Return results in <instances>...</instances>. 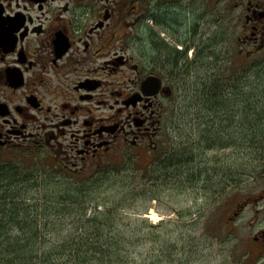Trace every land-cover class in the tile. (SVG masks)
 Wrapping results in <instances>:
<instances>
[{"label": "flooded vegetation", "instance_id": "af4514ba", "mask_svg": "<svg viewBox=\"0 0 264 264\" xmlns=\"http://www.w3.org/2000/svg\"><path fill=\"white\" fill-rule=\"evenodd\" d=\"M168 5L0 0V152L29 149L36 166L77 183L75 190L113 167V156L135 160L128 149L140 158L160 155L179 61L197 50L193 37L175 42L173 60L164 57L167 42L156 30L167 27L168 11L159 7ZM235 8L230 48L262 55L264 0H240ZM196 20L215 23L209 13ZM255 241L263 252L264 231Z\"/></svg>", "mask_w": 264, "mask_h": 264}, {"label": "rangeland", "instance_id": "374dc122", "mask_svg": "<svg viewBox=\"0 0 264 264\" xmlns=\"http://www.w3.org/2000/svg\"><path fill=\"white\" fill-rule=\"evenodd\" d=\"M156 1L171 4L165 9L159 7L168 11L166 29L156 30L167 42L163 41L167 44L164 57L173 60L177 41L194 37L197 48L189 61H179L181 81L168 111L163 159L175 153L184 157L185 147L191 148L186 140L195 132L196 112L184 109L183 99L201 90L205 81L223 79V88L227 89V110L218 118V124L225 121L224 133L221 126L213 131L222 140L205 156L196 151L187 157L194 160L196 156L193 164L179 165L177 171L169 170L162 177L154 167L158 156L140 158L137 151L128 149L135 160L113 156L115 165L101 176L90 177L80 190L74 189L77 183L61 181L36 166L29 149L0 152V164L17 168L30 178L21 193L24 198L46 203L54 200L55 194L70 192L69 202L77 201L76 208L88 210L83 219L77 214L66 216L61 232L50 229L44 234L45 253L57 251L49 248L58 242L69 244L67 240L71 239L78 249L77 242L90 235L91 244L104 251L98 258L111 254L119 257L118 264H264V251L257 252L260 248L255 241L264 231V119L259 122L260 128L254 129L259 136L254 140L245 130L248 112L241 97L249 93L257 103L255 111L264 116V53L247 58L238 55L235 43L230 48L229 10L235 13L240 0ZM206 13L214 17V24H198L197 16ZM150 25L155 22L151 20ZM235 89L238 91L234 93ZM187 113L193 120L188 127L183 125ZM103 212H107L104 216L108 220L99 217ZM75 223L78 230L71 227ZM95 225L100 232L94 231ZM75 253L76 259L82 256ZM67 254H60L61 262Z\"/></svg>", "mask_w": 264, "mask_h": 264}, {"label": "trees", "instance_id": "16d2710c", "mask_svg": "<svg viewBox=\"0 0 264 264\" xmlns=\"http://www.w3.org/2000/svg\"><path fill=\"white\" fill-rule=\"evenodd\" d=\"M223 85V79L216 82L205 81L201 90H197V93L183 99V102L186 104L184 109L187 108L196 112L195 124L193 125L195 126V132L190 134L188 140H186V146L190 145L191 148L185 147L183 151L184 157L175 153L163 159L161 155L162 157L158 158L154 166L159 169L158 176H166L169 170L177 171L176 168L179 165L193 164L196 156L193 157L194 160L191 158V160H186V158L191 157L196 151L200 155L205 156L206 152L212 149L217 141L222 140V137L213 134V131L216 127L221 126V133H224L222 124L225 121L222 119L218 124L219 115L227 110L228 103L227 89H224ZM236 91L238 89H235L234 93ZM236 95L240 96L241 94L237 92ZM241 97L243 98V102L245 99L248 112L246 114L248 122L245 130H248V134L252 138L254 137V140H257L259 136L254 133V129L260 128L259 124L263 122L264 116L255 111L257 103H253L255 101L252 96L250 97L249 93H244ZM190 117L191 115L188 113L184 116V126L188 127L192 124L193 120H190ZM238 125L236 124V126ZM9 166L0 164V192H2L0 193V264L120 263L117 260L119 257L113 258L111 254L98 258L99 255H103L104 251L102 248L91 244L93 240L90 235H85L80 242H77L78 249H76V241L71 239L67 240L69 244L58 242L49 248V250L57 251L47 253L46 250V253L43 252L44 248H47L45 238L43 237L44 234L50 229H58L57 233L61 232L65 227L63 221H65L64 218L66 216L77 214L80 216V219H83L82 217L88 215V210L76 208L77 201L69 202L70 192H63L64 194L62 195L55 194L54 200L45 201L46 203L34 202L33 200L24 198L21 193L25 189L23 188L25 182H28L30 178L21 170ZM65 190L68 191L69 189L66 188ZM76 195L81 197L83 194L76 193ZM93 212L97 213V210L94 209ZM104 215H107V212H103L99 217ZM104 217L107 220L109 219L108 216ZM71 225L76 230L79 229L76 223ZM100 229L98 225L94 226V231L100 232ZM91 233L94 234V232ZM67 252L68 254L64 259L65 262H61L60 254L64 257ZM75 252L82 256L76 259Z\"/></svg>", "mask_w": 264, "mask_h": 264}, {"label": "bare ground", "instance_id": "6f19581e", "mask_svg": "<svg viewBox=\"0 0 264 264\" xmlns=\"http://www.w3.org/2000/svg\"><path fill=\"white\" fill-rule=\"evenodd\" d=\"M153 218H154V220H156V219H157V217H156L155 215H154V217H153Z\"/></svg>", "mask_w": 264, "mask_h": 264}]
</instances>
